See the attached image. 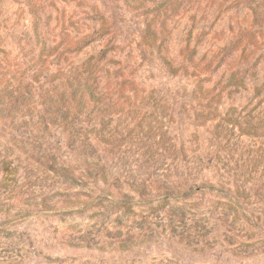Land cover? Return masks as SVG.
I'll list each match as a JSON object with an SVG mask.
<instances>
[{
    "label": "rangeland",
    "instance_id": "rangeland-1",
    "mask_svg": "<svg viewBox=\"0 0 264 264\" xmlns=\"http://www.w3.org/2000/svg\"><path fill=\"white\" fill-rule=\"evenodd\" d=\"M263 81L264 0H0V264H264Z\"/></svg>",
    "mask_w": 264,
    "mask_h": 264
},
{
    "label": "trees",
    "instance_id": "trees-1",
    "mask_svg": "<svg viewBox=\"0 0 264 264\" xmlns=\"http://www.w3.org/2000/svg\"><path fill=\"white\" fill-rule=\"evenodd\" d=\"M37 9L38 8H35V10L29 9V12L33 18L32 26L34 30V35L36 36H38L37 30H38V26L40 23L39 22L40 15ZM164 63L168 65L170 69H172L168 61H164ZM234 75H235L234 73L230 75L229 81L233 80ZM233 84H235L236 86H241V88H243L244 86L242 79H240L239 82L235 81ZM94 88H95L94 83L92 82L90 83V81H88L87 79H77L75 81L73 79L71 80L67 78L65 79L64 87L61 89V92H60L61 104L65 106L64 107L65 110L74 109V111L78 114L87 113V111H89L88 107L92 103H97L100 98L94 91ZM253 94L255 97L259 96L260 100H264V81L260 85L254 87ZM210 118L211 117H209V115H206V119H210ZM230 120H234V119H228L229 124H231L232 127L238 126L240 128V125L238 122H236V120L234 121H230ZM99 121L100 122L102 121V117H100ZM261 121L264 122V116L261 118ZM256 125H259V124H256ZM251 128H255V125H253ZM84 176L87 180H90L92 182H97L101 180L105 184H107V181L103 179V175L97 176L96 172L89 167L85 169Z\"/></svg>",
    "mask_w": 264,
    "mask_h": 264
}]
</instances>
